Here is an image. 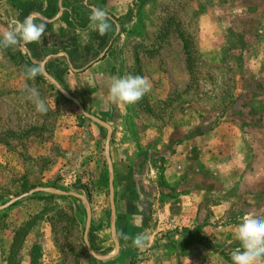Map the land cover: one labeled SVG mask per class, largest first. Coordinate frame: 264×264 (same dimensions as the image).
Listing matches in <instances>:
<instances>
[{
  "label": "rangeland",
  "instance_id": "obj_1",
  "mask_svg": "<svg viewBox=\"0 0 264 264\" xmlns=\"http://www.w3.org/2000/svg\"><path fill=\"white\" fill-rule=\"evenodd\" d=\"M61 6L35 62L0 47V264H232L264 214V0ZM127 75L151 88L118 105Z\"/></svg>",
  "mask_w": 264,
  "mask_h": 264
},
{
  "label": "clouds",
  "instance_id": "obj_2",
  "mask_svg": "<svg viewBox=\"0 0 264 264\" xmlns=\"http://www.w3.org/2000/svg\"><path fill=\"white\" fill-rule=\"evenodd\" d=\"M89 28L105 35L112 27L108 13L99 7L91 10ZM45 32L43 24L36 23L32 17L19 22L10 21V29L2 34L0 47L8 48L19 44L38 43ZM39 67L30 68L26 72L29 79L40 73ZM149 81L140 75L114 77L109 88V97L118 105H131L141 100L150 91ZM28 99L35 104L36 111L46 114L48 107L35 88L28 89ZM236 239L241 242V248L231 254L232 264H264V214L246 215L242 218L235 233ZM128 239V237H125ZM145 237L137 235L133 243L143 247Z\"/></svg>",
  "mask_w": 264,
  "mask_h": 264
},
{
  "label": "crops",
  "instance_id": "obj_3",
  "mask_svg": "<svg viewBox=\"0 0 264 264\" xmlns=\"http://www.w3.org/2000/svg\"><path fill=\"white\" fill-rule=\"evenodd\" d=\"M61 8V0H4L0 2V16L5 18L9 16L10 20L15 19L19 22L32 17L36 23L44 25L58 18L61 14ZM21 45L24 48L27 46L25 49L30 52L31 61L35 62V55H37L34 51L37 50L34 47L35 43ZM42 62H46V56L43 57Z\"/></svg>",
  "mask_w": 264,
  "mask_h": 264
}]
</instances>
